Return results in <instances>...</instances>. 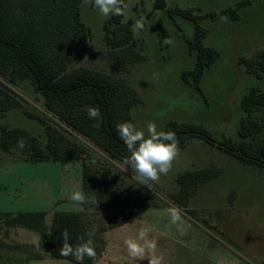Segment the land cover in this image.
I'll use <instances>...</instances> for the list:
<instances>
[{
  "label": "rangeland",
  "instance_id": "374dc122",
  "mask_svg": "<svg viewBox=\"0 0 264 264\" xmlns=\"http://www.w3.org/2000/svg\"><path fill=\"white\" fill-rule=\"evenodd\" d=\"M168 8L194 10L201 17V25L208 30L204 44L219 52V59L205 72L200 83L203 95L181 80V73L193 69L195 55H191L185 39L193 38V24L179 16L170 18L165 11L154 10L153 0H127L123 23L144 19V28L135 30L136 52L143 60L125 61L115 56L104 42L103 25L111 16H102L98 9L82 1V19L91 29L90 39L79 48L77 58L69 70L85 66L125 78L140 94L143 103L136 106L131 122L147 133L153 122L163 131L170 120L204 125L217 141L229 138L240 141L241 122L247 119L242 109L243 98L252 87L264 91V79L246 73L238 63L240 57L250 58L264 48L263 0H166ZM249 1L241 10V18L225 20L221 11L236 2ZM215 13L214 18L206 15ZM133 24V25H134ZM159 24L168 33L160 35ZM173 41L164 44V39ZM13 91L30 112L39 111L45 121L56 127L52 115L43 109L42 98L32 95L28 86ZM264 117L263 112L254 116ZM0 123L23 128L31 135L46 140L45 127L27 118L23 110L0 115ZM70 140L85 156L77 161H26L17 155L0 150V213L46 212V223L55 212H67L79 207L71 200L78 187L75 170L82 164L96 169L111 168L117 188L139 190L145 203L154 208L135 209L134 216L123 226L107 229L99 235L100 253L93 264H149V259L129 256L125 241L137 239L141 229L157 241L156 254L162 264H262L264 262V168L245 166L233 156L207 144L200 138L188 141L180 148L171 170L161 175L151 188L139 185L131 169L112 161L106 154L77 134ZM264 136V131L258 136ZM257 137V136H256ZM83 154V153H82ZM86 158V159H85ZM214 166L217 177L201 186L190 199L187 209L176 205L170 194L178 191L177 176ZM82 183V182H81ZM34 203V204H33ZM37 203L38 205H35ZM71 207L73 208H70ZM181 210L182 220L171 222L169 207ZM50 209V210H49ZM81 210V209H80ZM189 210H194L195 214ZM94 229L108 226L109 212H88ZM9 244L32 245L40 242V235L25 229H13ZM44 251L41 253L43 254ZM22 253L2 251V264H74L63 259L47 257L42 261H21ZM21 261V262H20Z\"/></svg>",
  "mask_w": 264,
  "mask_h": 264
},
{
  "label": "trees",
  "instance_id": "16d2710c",
  "mask_svg": "<svg viewBox=\"0 0 264 264\" xmlns=\"http://www.w3.org/2000/svg\"><path fill=\"white\" fill-rule=\"evenodd\" d=\"M82 1L0 0V115L23 110L27 118L45 127L46 136L43 144L23 128L0 123V150L26 161L81 160L85 154L70 140L68 134L71 133L81 136L112 161L122 165L130 155L116 126L131 122L133 109L143 103L140 94L123 77L85 66L69 70L79 48L92 35L82 19ZM248 5L249 1L236 2L221 14L235 22L240 19L241 10ZM153 7L154 10L165 11L172 19L179 16L193 24V38L184 39L189 53L195 55V63L193 69L181 73V80L203 95L200 83L220 54L204 44L208 30L202 27L201 17L192 9L168 8L166 0H153ZM206 16L212 19L216 14ZM133 24L132 20L123 23V15H111L103 25L106 47L126 62L143 60L142 55L135 51L138 42L133 36ZM159 29L162 37L168 35L161 24ZM238 63L247 74L258 80L264 79V48L250 58L240 57ZM24 86H28L32 95L42 98L43 109L55 119L56 127L47 124L46 114L30 112L25 108L13 91ZM241 106L247 119L241 122L238 132L240 141L237 142L229 138L217 141L204 125L174 120L168 121L163 131L174 132L180 148H185L189 140L200 138L245 166L264 168V136L258 137L264 131V117L260 120L254 117L258 112L264 113V91L257 86L252 87ZM89 107L99 109L98 119L89 118ZM20 138L26 141L23 150L17 148ZM112 173L109 167L98 170L95 164L83 163L82 192L94 196L97 206L81 205L80 211L55 212L49 224L46 223V212L0 213V257L2 251L8 250L24 254L25 258L21 261H42L50 257L77 264L72 257L60 255L63 246L61 233L65 230L70 235L69 243L73 245L80 242L82 236L87 239L85 233L94 230L92 239L97 257L101 251V233L125 225L134 216L135 209L155 207L145 203L139 190L114 186L112 181L116 176ZM218 174L214 166L179 174L176 179L178 191L170 194V199L187 209L197 190ZM189 211L195 214L194 210ZM88 212L111 213L108 226L92 228ZM13 229L36 232L40 235V242L32 245L9 244L7 239ZM96 257H86L83 264H93Z\"/></svg>",
  "mask_w": 264,
  "mask_h": 264
},
{
  "label": "clouds",
  "instance_id": "9594fccd",
  "mask_svg": "<svg viewBox=\"0 0 264 264\" xmlns=\"http://www.w3.org/2000/svg\"><path fill=\"white\" fill-rule=\"evenodd\" d=\"M85 4H91L98 9L99 13L108 17L110 15L122 16L127 5L124 0H84ZM226 20V18H223ZM144 19H138L133 25L135 30L144 28ZM164 44L173 43L171 39L165 38ZM87 114L91 119H98L100 111L96 107H89ZM120 139L125 144L130 155L123 161V170L131 169L132 177L139 185L151 188V184L158 182L161 175H166L172 168L173 162L179 154L178 140L174 132L158 131L155 123L147 124V133L137 128L132 122L119 123L116 126ZM26 147V141L20 138L17 141V148L23 150ZM71 200L76 205H95L97 201L94 196H89L82 191H74L71 194ZM171 216V222L177 224L182 220L181 210L172 206L167 209ZM95 231H88L85 236L79 238L78 243L70 244V235L67 230L61 233L63 246L60 248L62 257H72L77 264H83L85 258L94 259L96 251L93 245L92 237ZM127 252L133 258L149 259V264H162V257L156 254L157 241L150 239L148 231L141 229L137 239H128L125 241Z\"/></svg>",
  "mask_w": 264,
  "mask_h": 264
},
{
  "label": "crops",
  "instance_id": "0c3cea01",
  "mask_svg": "<svg viewBox=\"0 0 264 264\" xmlns=\"http://www.w3.org/2000/svg\"><path fill=\"white\" fill-rule=\"evenodd\" d=\"M225 16V15H224ZM225 18L227 19V20H229V21H231L227 16H225ZM240 18H241V12H240ZM208 36V35H207ZM260 50V49H259ZM255 53V52H254ZM253 53V54H254ZM180 77H181V75H180ZM75 175L76 176H78V179L76 178V180H75V182L78 180V187L79 188H81L82 187V172H81V170L80 169H77L76 168V170H75ZM81 191H82V189H81ZM34 204V203H33ZM35 205H38L37 203H35ZM70 208H73V207H71V205H70ZM80 209H82V207H79V210L78 211H80ZM50 210V209H49ZM70 211H73V209H71ZM69 212V211H68Z\"/></svg>",
  "mask_w": 264,
  "mask_h": 264
}]
</instances>
